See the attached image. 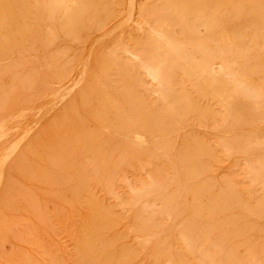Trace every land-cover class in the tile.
<instances>
[{"label": "rangeland", "instance_id": "rangeland-1", "mask_svg": "<svg viewBox=\"0 0 264 264\" xmlns=\"http://www.w3.org/2000/svg\"><path fill=\"white\" fill-rule=\"evenodd\" d=\"M23 1L0 0V264H264V92L225 107L166 68L148 77L174 0H95L72 27ZM213 15L196 42L226 50L242 20L206 30ZM227 58L264 83L263 52Z\"/></svg>", "mask_w": 264, "mask_h": 264}, {"label": "bare ground", "instance_id": "bare-ground-1", "mask_svg": "<svg viewBox=\"0 0 264 264\" xmlns=\"http://www.w3.org/2000/svg\"><path fill=\"white\" fill-rule=\"evenodd\" d=\"M22 2L23 0H17ZM42 1V0H41ZM44 1V0H43ZM42 1V2H43ZM46 1V0H45ZM44 1V2H45ZM163 1V0H162ZM235 1V0H234ZM150 2V1H149ZM164 2V1H163ZM7 3V2H6ZM29 3V2H27ZM46 3V2H45ZM157 3V2H156ZM159 3V2H158ZM157 3V5H158ZM11 4V3H10ZM9 4V5H10ZM30 4V3H29ZM32 4H34L32 2ZM36 7L39 6V8H46L43 6L40 7L41 3L40 0H35ZM47 9H50L52 11L57 10L58 8H62L67 10L66 17H65V25L68 27H72V25L75 24V22H80L81 18L83 17V10L94 8V9H100L102 3L100 1H90V0H71L68 4L64 0H47ZM28 6V5H27ZM31 6V5H30ZM152 6V5H151ZM140 7V6H139ZM145 7H143L144 9ZM10 10V7H9ZM14 10V9H13ZM28 10V9H27ZM110 10V9H109ZM155 10V9H154ZM92 11V10H91ZM158 11V10H157ZM165 13H163V10L161 11V22L159 21L160 31L163 33L162 37L156 38V37H147L148 43L147 45L150 46L152 51L149 52V54L152 52V58L149 59L148 67L146 66V72L148 77L150 79L152 78L153 81H156L160 74V69L166 68L171 74H178V76H181L185 82H188L192 88L195 91L199 92V96L213 99V101H217L219 103L225 104V107L231 105L233 103V97L237 95H243L244 97H248L252 99L253 103H255V106L258 102L261 101L259 99V95L264 92V83L263 80L260 82V86L255 87L253 84L249 86L246 81L249 82V78L245 81V77L247 74H251L252 71L245 69H239L236 71H233L234 67H231V63L229 62V59L227 58L230 54L234 56V59L240 58L246 59L248 56H255L260 53H264V0H238L236 2H231L230 0H174L173 4L166 9ZM42 12V11H41ZM89 12V11H88ZM101 12V11H100ZM108 12V10H107ZM145 12V11H144ZM159 12V11H158ZM2 13V12H1ZM87 13V11H86ZM84 13V14H86ZM111 13V12H110ZM141 13V11H140ZM153 15L155 12H153ZM211 13V14H210ZM214 13V17L217 19L210 20L207 23V29L206 30H212V29H222L225 27V24L230 23V21L233 20H242L236 28H233L231 30V33L228 32L229 35L227 38V49L218 47L217 41L215 42V45L217 43L216 48H207L206 46L199 44L196 42V32L195 29L198 25H204L205 21H200L201 17H210L209 15H212ZM11 14V12H10ZM39 14V13H38ZM48 14V13H47ZM159 14V13H158ZM4 15V14H3ZM31 15V14H29ZM105 15V14H104ZM149 15V14H148ZM8 16V13H7ZM47 16V15H46ZM156 16V14H155ZM154 16V17H155ZM212 16V17H213ZM160 17V16H159ZM260 17L259 19H256ZM245 18H249L248 20ZM251 18V19H250ZM255 18V19H252ZM8 19V18H7ZM13 19V18H12ZM21 19V18H20ZM25 20V19H24ZM91 20V19H90ZM38 21V20H37ZM36 21V22H37ZM50 21V20H49ZM152 20L150 21V23ZM61 23V22H60ZM16 24V23H15ZM6 25V24H5ZM63 25V23H62ZM61 25V26H62ZM151 25V24H150ZM9 26V25H8ZM27 26V25H26ZM30 26V25H29ZM48 26V25H47ZM76 26V25H75ZM143 26V25H142ZM14 27V26H13ZM64 27V26H63ZM140 27V26H139ZM147 27V26H146ZM145 27V28H146ZM5 28V27H4ZM19 28V27H18ZM52 28V27H51ZM66 28V27H64ZM141 28V27H140ZM20 29V28H19ZM23 29V28H22ZM20 29V30H22ZM139 29V28H138ZM142 29V28H141ZM150 29V26H149ZM225 29V28H224ZM64 30V29H63ZM66 30V29H65ZM145 30V29H144ZM70 31V29H69ZM68 31V32H69ZM140 31V30H139ZM221 31V30H220ZM25 32V31H24ZM67 32V31H66ZM198 32V31H197ZM65 33V32H64ZM71 33V32H70ZM171 33L177 35L176 38L171 37ZM29 34V33H28ZM223 34V35H224ZM75 34H72V37ZM148 35V34H147ZM152 35V34H150ZM143 36V35H142ZM174 36V35H173ZM145 39V41H146ZM147 42V41H146ZM210 42V41H209ZM206 43V42H205ZM208 43V42H207ZM226 43V42H225ZM225 43H221L224 45ZM141 44V43H140ZM133 45H135L133 43ZM142 47V46H141ZM209 47V46H208ZM123 48V47H122ZM136 48V47H135ZM139 49V48H137ZM128 50V49H127ZM142 50V49H141ZM162 50V51H161ZM159 51L162 52L164 56V61L161 63V65L155 64V57L159 53ZM129 52V50H128ZM158 52V53H157ZM133 53V51H132ZM137 53V52H136ZM148 54V55H149ZM198 54L200 56V60L196 61L194 56ZM118 56V55H117ZM260 57V56H258ZM115 58V56H114ZM116 59V58H115ZM231 59V58H230ZM163 60V58H162ZM239 60V59H238ZM253 60V59H252ZM250 60V61H252ZM259 61V58L257 59ZM105 61V60H104ZM237 61V60H235ZM249 61V60H248ZM126 62V61H125ZM256 60L254 63L256 64ZM117 63V62H116ZM150 63V64H149ZM235 63L234 60L232 64ZM258 63V62H257ZM218 64L217 70H214L213 65ZM113 65V64H112ZM116 65V64H115ZM118 65V64H117ZM245 65V64H244ZM257 65V64H256ZM263 65V63H262ZM259 65V68H262L263 66ZM114 66V65H113ZM161 66V67H160ZM239 66L238 64L236 65ZM255 66V65H254ZM121 69V66H119ZM214 67V68H213ZM240 68V67H239ZM257 70V66L254 67ZM264 68V67H263ZM119 69V70H120ZM261 70V69H260ZM127 71V70H126ZM129 72V71H128ZM102 74V73H101ZM130 74V73H129ZM228 75H231V79L229 80L227 77ZM253 75V74H252ZM105 76V74H104ZM227 76V77H226ZM118 77V76H117ZM123 77V76H122ZM121 77V78H122ZM125 77V76H124ZM127 77V76H126ZM131 77V76H130ZM169 78V76L167 75ZM252 77V76H251ZM133 78V77H132ZM255 78V77H254ZM252 78V79H254ZM104 79V78H103ZM106 79V78H105ZM155 79V80H154ZM131 80V79H130ZM106 81V80H105ZM182 81V83L184 82ZM139 82V81H138ZM152 82V81H151ZM116 83V81H115ZM175 82L170 78L167 80V86L173 85ZM114 84V83H113ZM131 85V84H130ZM248 85V86H247ZM139 86V85H138ZM136 86V87H138ZM229 87L231 94H226L225 88ZM123 88V87H122ZM176 88V87H175ZM254 88H257L256 92H254ZM120 89V88H119ZM156 89V87H155ZM169 90V89H168ZM207 90H211L210 92H207ZM125 92V90H124ZM158 92V91H156ZM126 93V92H125ZM131 94V93H130ZM158 94V93H157ZM161 95V94H160ZM177 95V94H176ZM127 96V94H126ZM129 96V95H128ZM99 97V96H98ZM101 97V95H100ZM160 97V96H159ZM239 97V96H238ZM103 98V97H102ZM128 98V97H127ZM164 98V96H163ZM174 98V97H173ZM245 98V99H246ZM161 99V98H160ZM178 99V98H176ZM192 99V98H191ZM99 100V99H98ZM103 100V99H102ZM196 100V99H195ZM200 100V98H199ZM107 101V100H106ZM106 101H104L106 103ZM193 101V100H192ZM118 102V101H117ZM138 102V101H137ZM174 102V101H172ZM262 102V101H261ZM105 103H101L103 110L105 108ZM107 103H109L107 101ZM114 103V102H113ZM120 103V102H119ZM130 103V102H129ZM187 103L189 101L185 102L186 109L182 106L180 113H185L188 110ZM197 103V101H196ZM176 104V102H174ZM173 104V105H174ZM179 104V102L177 103ZM182 104V103H181ZM184 104V103H183ZM215 104V103H214ZM213 104V105H214ZM110 105V104H108ZM115 105V104H114ZM119 105V104H118ZM141 105V104H140ZM166 105V103H165ZM171 105V104H170ZM175 109L180 106V104ZM107 106V105H106ZM151 106V105H150ZM110 107V106H109ZM108 109L111 110V107ZM117 107V106H116ZM140 107V106H139ZM163 107V106H162ZM202 107V106H201ZM213 107V106H212ZM211 107V109H212ZM100 108V107H99ZM134 108V106H133ZM156 108V107H155ZM164 108V107H163ZM162 108V109H163ZM191 108V107H190ZM207 108V107H206ZM230 107L227 109V113ZM106 109V110H108ZM104 110V111H106ZM177 110V109H176ZM148 111V110H147ZM161 111V110H160ZM191 111L193 112L192 108ZM166 112V111H165ZM173 114V111H171ZM175 112V110H174ZM177 112V111H176ZM175 112V113H176ZM190 112V111H189ZM215 112V111H214ZM235 112V111H234ZM108 113V112H107ZM131 113V112H130ZM230 113V112H229ZM113 114V113H112ZM120 114V113H117ZM140 114V113H139ZM146 114V113H145ZM148 114V113H147ZM150 114V113H149ZM152 114V113H151ZM150 116L152 117V115ZM164 114V113H163ZM181 114V115H182ZM194 114V113H193ZM207 115L206 113H204ZM103 115V114H102ZM122 115V114H121ZM185 115V114H184ZM211 115V114H210ZM136 116V115H135ZM140 116V115H139ZM208 116V115H207ZM103 117V116H102ZM101 117V118H102ZM127 117H123L124 120L127 119ZM146 118V116H144ZM168 117V114H167ZM193 117H195L193 115ZM237 117V115H236ZM116 118H121L117 117ZM144 118V119H145ZM192 118V117H191ZM200 118V117H199ZM115 119V118H114ZM148 118H146L147 120ZM154 119V117H153ZM152 119V120H153ZM258 119V117L256 118ZM104 120V119H103ZM119 120V119H118ZM121 120V119H120ZM132 121L133 119L130 118ZM162 120V119H160ZM194 120V118H193ZM130 121V123H132ZM154 121V120H153ZM112 122V121H111ZM117 122V121H116ZM119 122V121H118ZM124 122V121H123ZM128 122V121H127ZM144 122V121H142ZM174 122V121H173ZM172 122V125H173ZM190 122V121H189ZM126 123V121H125ZM129 123V126H131ZM147 123V122H146ZM144 122V124H146ZM204 123V122H203ZM124 124V123H123ZM133 124V123H132ZM143 124V123H142ZM187 124V123H186ZM205 124V123H204ZM211 124V123H210ZM215 124V123H214ZM121 128V123H119ZM125 125V124H124ZM127 125V124H126ZM167 125V124H166ZM128 126V125H127ZM126 126V127H127ZM128 126V127H129ZM174 126V125H173ZM216 126V125H215ZM158 128V127H157ZM211 128V127H210ZM173 129V128H172ZM111 130V129H110ZM166 131V130H165ZM173 131V130H172ZM175 131V130H174ZM173 131V133H174ZM168 132V131H167ZM171 132V131H170ZM176 132V131H175ZM151 134V133H150ZM153 134V133H152ZM152 136V135H151ZM263 136V135H262ZM150 137V135H149ZM158 137V136H157ZM121 139V138H120ZM125 139V138H124ZM161 139V138H160ZM119 140V139H118ZM167 140V137H166ZM152 141V140H151ZM249 141V140H248ZM125 142V141H124ZM168 142V141H167ZM198 142V141H196ZM195 142V144H196ZM256 142V141H255ZM169 143V142H168ZM199 146V145H198ZM258 148V147H257ZM198 149V148H197ZM201 149V148H200ZM220 150V149H219ZM160 151V150H159ZM181 151H184L183 149ZM186 151V150H185ZM236 151V150H235ZM158 152V151H155ZM194 152V151H193ZM153 153V152H152ZM150 153L149 155H151ZM187 153V152H186ZM154 154V153H153ZM161 155V154H160ZM191 155V154H190ZM163 156V155H162ZM185 156V155H184ZM183 156V157H184ZM201 156V155H200ZM160 157V156H159ZM147 159V158H146ZM145 159V160H146ZM162 159V158H161ZM165 159V157H164ZM144 160V161H145ZM156 160V159H155ZM189 160V159H188ZM191 160V159H190ZM152 162V161H151ZM169 162V161H168ZM140 163H142L140 161ZM146 163V162H145ZM148 163V162H147ZM154 163V162H153ZM205 166V164H204ZM255 168V167H254ZM187 169V168H185ZM189 170V169H188ZM203 171V170H202ZM189 172V171H188ZM193 172V169L191 173ZM196 173V172H195ZM199 173V172H198ZM197 173V174H198ZM155 174V173H154ZM188 174V173H187ZM196 174V175H197ZM199 175V174H198ZM155 177V176H154ZM153 177V178H154ZM160 177V176H159ZM191 177V176H190ZM192 177L193 174H192ZM192 178H190L191 180ZM198 179V178H196ZM179 180V179H178ZM173 181V180H172ZM201 182V181H200ZM204 182V181H203ZM170 184V183H169ZM166 186V185H165ZM202 187V186H201ZM203 188V187H202ZM193 191V190H192ZM137 194V193H136ZM191 194V193H190ZM221 194V193H220ZM218 193V196L220 195ZM192 196V195H191ZM214 197V196H213ZM134 199V198H133ZM216 200V198H215ZM157 205V204H156ZM142 207V206H141ZM152 207V206H151ZM202 208V207H201ZM200 209V208H199ZM207 210V209H206ZM153 213V211H151ZM167 212V211H166ZM150 213V212H149ZM156 214V213H155ZM142 215V213H141ZM205 227V226H204ZM99 228V227H98ZM206 228V227H205ZM211 228V227H209ZM208 228V229H209ZM100 229V228H99ZM147 230V229H146ZM90 234V232H89ZM92 234V233H91ZM90 234V235H91ZM87 237V236H86ZM215 240V239H214ZM178 241V240H177ZM186 242V241H185ZM86 245L87 241L85 242ZM84 244V242H83ZM199 244V243H198ZM177 245V243L175 244ZM179 246V245H177ZM179 248V247H178ZM190 248V247H189ZM181 249V248H180ZM211 249V248H210ZM209 249V251H210ZM212 250V249H211ZM83 251V250H81ZM180 251V250H179ZM199 251V250H198ZM215 251V250H214ZM217 251V250H216ZM198 253V252H197ZM181 255V254H180ZM182 256V255H181ZM119 258V257H118ZM184 258V257H183ZM213 259V257H212ZM166 263V262H165Z\"/></svg>", "mask_w": 264, "mask_h": 264}]
</instances>
